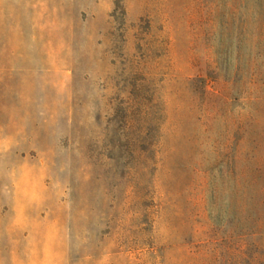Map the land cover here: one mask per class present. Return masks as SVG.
I'll return each instance as SVG.
<instances>
[{
    "label": "rangeland",
    "instance_id": "obj_1",
    "mask_svg": "<svg viewBox=\"0 0 264 264\" xmlns=\"http://www.w3.org/2000/svg\"><path fill=\"white\" fill-rule=\"evenodd\" d=\"M0 264H264V0H0Z\"/></svg>",
    "mask_w": 264,
    "mask_h": 264
}]
</instances>
